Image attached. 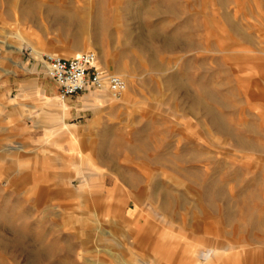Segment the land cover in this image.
Returning a JSON list of instances; mask_svg holds the SVG:
<instances>
[{
  "label": "rangeland",
  "instance_id": "rangeland-1",
  "mask_svg": "<svg viewBox=\"0 0 264 264\" xmlns=\"http://www.w3.org/2000/svg\"><path fill=\"white\" fill-rule=\"evenodd\" d=\"M226 11L249 43L221 46ZM83 52L127 90L62 101L40 56ZM54 240V264H264V0H0V264Z\"/></svg>",
  "mask_w": 264,
  "mask_h": 264
},
{
  "label": "built area",
  "instance_id": "built-area-1",
  "mask_svg": "<svg viewBox=\"0 0 264 264\" xmlns=\"http://www.w3.org/2000/svg\"><path fill=\"white\" fill-rule=\"evenodd\" d=\"M46 75L55 81L62 100L92 91L109 92L118 97L127 90L123 76L111 73L98 64L94 52L73 57L46 53L40 56Z\"/></svg>",
  "mask_w": 264,
  "mask_h": 264
},
{
  "label": "crops",
  "instance_id": "crops-1",
  "mask_svg": "<svg viewBox=\"0 0 264 264\" xmlns=\"http://www.w3.org/2000/svg\"><path fill=\"white\" fill-rule=\"evenodd\" d=\"M229 0H219V3H220V6L223 8L226 7V4L228 3ZM204 9V8H203ZM205 10V9H204ZM204 12L203 11H199L197 12L195 15V21H197V24H195L193 26V28L196 30L197 28H199L200 30L205 26L206 29L209 28L210 26V18L208 16H204ZM223 22L224 24H226V26L229 27V30H230V34L229 35V42H224L223 44H221V46H226V48H233L234 46V35L238 36V37H241L242 39H245L247 42L249 41L250 42V39L249 37L245 34V32L242 30V28L238 25L237 22L233 21L231 15L229 14V12H224L223 14ZM201 21H200V19ZM190 24V23H189ZM197 25V27H196ZM190 26V25H189ZM190 29V28H189ZM179 30V33L178 34H181L183 32V34L185 35L184 39L185 40H190V44L192 45V43H194V47H203L205 44L207 45L208 48L212 47L213 46V43L210 41V39L207 38V40H202V38L199 40H195L194 38H192L191 35H187V23H185V26L182 28V31L180 29ZM211 30V29H210ZM179 40H184V39H181L180 35L179 37H177ZM210 38V37H209ZM231 40H233V43L231 42ZM192 41V42H191ZM248 42V43H249ZM243 44H245V41H243ZM242 43H236L235 45H240L239 48H244ZM225 48V47H224ZM19 49V48H18ZM21 50V49H20ZM246 59V57L244 56H240V57H233V56H224L222 58V61H241L243 62L244 60ZM4 72L6 73H9V72H12L11 70H6V69H3ZM75 97V96H74ZM60 98V97H59ZM93 98H95L94 100L91 99V101H94V102H99L101 101V97L100 96H94ZM61 99V98H60ZM73 99V97L71 98H68V99H65V100H62V101H68L70 102L71 100ZM64 133L68 131H70L72 128L71 126H68L65 122L63 123V127L61 128ZM74 148V147H73ZM99 159H100V162L102 163H106V155H104L105 151H106V147L104 145H101L99 147ZM36 166H34L32 168L35 169ZM21 174V173H20ZM26 175L25 174H21L19 175V177H17V179H14L13 183H16L18 185H22L26 182ZM33 189V187L31 188ZM42 193H45V191L43 190ZM43 196H41L39 198V200H43ZM38 200V201H39ZM43 222V220H41ZM42 247H45V248H50L51 249V252H52V255L50 257V264H54L61 256H69L73 253V249H74V245L73 243H71L70 241L68 242H65V243H60L58 242L57 240H54L52 242H50V244H44V243H41Z\"/></svg>",
  "mask_w": 264,
  "mask_h": 264
},
{
  "label": "bare ground",
  "instance_id": "bare-ground-1",
  "mask_svg": "<svg viewBox=\"0 0 264 264\" xmlns=\"http://www.w3.org/2000/svg\"><path fill=\"white\" fill-rule=\"evenodd\" d=\"M100 25V24H99ZM103 25V27H104V24H102ZM101 25V26H102ZM84 26V25H83ZM103 27H101L102 29H104ZM196 27H197V25H196ZM84 28V27H83ZM101 30V29H100ZM106 30V29H105ZM108 31V30H107ZM19 49H20V47H19ZM57 55H59V54H57ZM61 56V55H60Z\"/></svg>",
  "mask_w": 264,
  "mask_h": 264
}]
</instances>
